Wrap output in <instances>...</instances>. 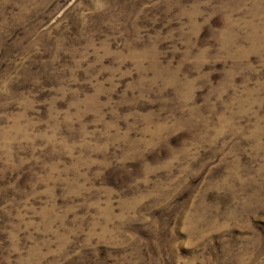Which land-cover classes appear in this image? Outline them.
Returning a JSON list of instances; mask_svg holds the SVG:
<instances>
[{
    "label": "rangeland",
    "instance_id": "1",
    "mask_svg": "<svg viewBox=\"0 0 264 264\" xmlns=\"http://www.w3.org/2000/svg\"><path fill=\"white\" fill-rule=\"evenodd\" d=\"M0 264H264V0H0Z\"/></svg>",
    "mask_w": 264,
    "mask_h": 264
}]
</instances>
